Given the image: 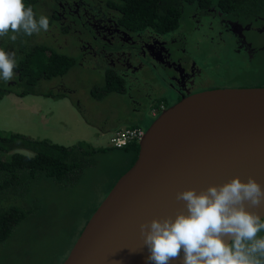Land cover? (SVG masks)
Instances as JSON below:
<instances>
[{
	"label": "rangeland",
	"instance_id": "374dc122",
	"mask_svg": "<svg viewBox=\"0 0 264 264\" xmlns=\"http://www.w3.org/2000/svg\"><path fill=\"white\" fill-rule=\"evenodd\" d=\"M39 10H36L37 17L43 15ZM195 11L197 8L194 7ZM188 13V10L184 13L171 36H182V54L202 70L200 82L221 88L264 87V32L263 35L247 34V39L263 46L256 47L255 50H260L250 59L244 51L236 50L234 37L221 31L224 28L216 26V20L202 17L198 27L196 18ZM44 33L28 36V39L38 40ZM54 41L57 42V39ZM54 55L34 56L30 61L32 64L35 60L31 68L33 73L39 74L41 70L48 69L44 61ZM63 57L66 59L62 62L56 59V55L54 57L59 66L66 67L61 77L44 85L38 84L37 94L17 97L8 92L0 98V131L22 134L31 139H45L65 147L85 142L97 149L110 147L109 139L114 129L127 127L126 123H134L144 131L148 128L154 119L149 120L146 116L142 121L134 119L147 115L149 108L146 104L137 103L141 114L130 112L134 96L127 92V81L122 83L126 87L123 94L110 93L97 99L89 91L105 83L101 66L96 68L89 62H83L77 49L65 50ZM71 61L74 64L68 67L67 63ZM146 71L148 81L162 90L155 91L160 96L159 101L171 104L175 93L170 85H162L163 73L150 65L146 66ZM146 71L141 72L142 77ZM44 92H51L53 97H44ZM143 93L137 94L138 99ZM128 162L129 157L124 151L109 149L93 155L92 164L74 187L63 190L51 183L39 185L36 188V194L41 198L38 213L18 230V248L13 246L11 250L9 244L0 247V264H61L86 220L103 201ZM61 253L66 256L60 262Z\"/></svg>",
	"mask_w": 264,
	"mask_h": 264
},
{
	"label": "water",
	"instance_id": "95a60500",
	"mask_svg": "<svg viewBox=\"0 0 264 264\" xmlns=\"http://www.w3.org/2000/svg\"><path fill=\"white\" fill-rule=\"evenodd\" d=\"M137 145L135 161L86 221L61 264H151L139 225L186 213L177 192H200L249 176L264 187V87L182 98L156 116ZM246 209L264 218V206ZM222 239L231 243L228 236ZM183 256L181 250L170 264H183Z\"/></svg>",
	"mask_w": 264,
	"mask_h": 264
},
{
	"label": "trees",
	"instance_id": "16d2710c",
	"mask_svg": "<svg viewBox=\"0 0 264 264\" xmlns=\"http://www.w3.org/2000/svg\"><path fill=\"white\" fill-rule=\"evenodd\" d=\"M103 1L102 9L116 10L120 16L118 23L131 32L148 30L164 34L173 31L184 13L187 10L190 13L194 7L203 13L209 10L220 12L241 23L251 22L255 18L264 19V0ZM24 2L26 5H31L36 13L38 1L24 0ZM45 16L50 18L52 24L55 23L53 18L55 15ZM63 29L64 33L71 32L68 27H63ZM26 39L28 40V36L22 34L15 42L7 37L0 39V48L16 54L19 62V67L16 70L20 73V81L17 82L16 78L14 80L15 86L6 85L0 81V98L8 92H14L17 97L37 94L38 84L43 83V80L60 78L63 74L62 70L66 69L65 66H59V62L65 60L66 57L58 53L54 46H49L51 56L55 53L56 59H59L58 64L57 60H54V55L44 61L48 69L41 70L39 74L33 73L31 68L35 60L32 61V64L30 61L35 58L34 56L39 54L51 56L46 54L47 44L36 42L31 47ZM70 64H74V61L67 63V66L69 67ZM16 77H18L17 74ZM105 83L102 87H96L89 91L90 95L100 99L110 93L123 94L125 92V87L118 84L114 75L107 76ZM43 95L44 97H53L51 92H44ZM57 97L65 96L57 95ZM126 124L125 128L127 129L140 128L134 123ZM109 149L124 151L129 157L128 165L123 172L125 173L136 159L138 145L133 142L121 149L112 147L96 149L85 142H78L70 147H65L45 139H31L22 134L0 131V247L9 244L11 250L13 246L18 248V230L26 226L27 222L31 221L33 216L38 213L37 206H40L41 198L37 196L36 188L39 185L51 183L63 190L74 187L86 168L92 164L93 155ZM65 256L62 253L59 255L60 262Z\"/></svg>",
	"mask_w": 264,
	"mask_h": 264
},
{
	"label": "flooded vegetation",
	"instance_id": "af4514ba",
	"mask_svg": "<svg viewBox=\"0 0 264 264\" xmlns=\"http://www.w3.org/2000/svg\"><path fill=\"white\" fill-rule=\"evenodd\" d=\"M35 1H38L36 8L40 9L39 11L43 13V16L45 14H49L50 17L55 15L53 17L55 23L52 24L50 21V29L38 40L26 39L29 46L33 47L36 42L38 44L44 42L47 44L46 54L49 56L51 55L49 46H54L57 52L61 54L67 49H77L83 62H89V65L96 68L101 66L100 70L104 78L114 75L118 84L123 87L125 85H122V83L127 81V92L134 96L131 98V114H141L137 110L138 102H143L149 108L147 115L137 116L134 119L142 121L144 116L149 120L155 119L160 112L176 104L182 98L201 92L227 89L210 87L200 82L202 70L182 54V50H184L182 36L180 35L177 38L171 36L172 32L177 29L179 22L173 31L164 34L148 30L131 32L118 23L120 16L116 10L102 9L103 0ZM189 16L196 18L195 21L198 27L202 17L216 20L215 25L219 26L220 29L224 28L221 31L234 37L236 50L244 51L250 59L255 52L260 50V48L255 50L256 47L263 48L260 44L254 43L249 38L247 39L249 33L263 35L264 19L262 18H255L251 22L241 23L222 15L220 12H214L213 10L206 13L198 10L194 12V9H191ZM63 27L70 28L71 32L64 33ZM54 39H57V42ZM251 50L254 52L250 53ZM147 65L163 73L162 85L166 87L170 85L174 90L175 100L171 104L167 102L164 104L159 101L160 96L155 91L161 92L162 90L155 88V84L153 85L148 81ZM142 71H146L144 77L141 76ZM15 72L18 75L16 80L18 79L17 82H19L20 73L18 70ZM54 80L56 79L43 80L41 85ZM9 85L14 86L16 83L12 81ZM11 93L14 94V92ZM142 93L143 96L140 95V99H138L137 94ZM130 119H132L131 115ZM141 131L144 132L143 129Z\"/></svg>",
	"mask_w": 264,
	"mask_h": 264
},
{
	"label": "clouds",
	"instance_id": "9594fccd",
	"mask_svg": "<svg viewBox=\"0 0 264 264\" xmlns=\"http://www.w3.org/2000/svg\"><path fill=\"white\" fill-rule=\"evenodd\" d=\"M49 29V18L37 17L24 0H0V39L15 42L21 34L30 37ZM18 67L16 54L0 48V81L14 80ZM175 199L184 202L186 213L139 225L151 264H170L181 250L183 264H264V218L246 209V205L264 206V187L254 178L232 177L200 192L179 191ZM223 236L230 237L231 243H225Z\"/></svg>",
	"mask_w": 264,
	"mask_h": 264
},
{
	"label": "built area",
	"instance_id": "2783aa9c",
	"mask_svg": "<svg viewBox=\"0 0 264 264\" xmlns=\"http://www.w3.org/2000/svg\"><path fill=\"white\" fill-rule=\"evenodd\" d=\"M143 135V131L141 129H119L114 131L109 139V146L116 149H121L124 146L138 142Z\"/></svg>",
	"mask_w": 264,
	"mask_h": 264
},
{
	"label": "crops",
	"instance_id": "0c3cea01",
	"mask_svg": "<svg viewBox=\"0 0 264 264\" xmlns=\"http://www.w3.org/2000/svg\"><path fill=\"white\" fill-rule=\"evenodd\" d=\"M63 101H67V99H63ZM121 128H124V127H121ZM121 128H120V129H121ZM118 129H119V127H118Z\"/></svg>",
	"mask_w": 264,
	"mask_h": 264
}]
</instances>
